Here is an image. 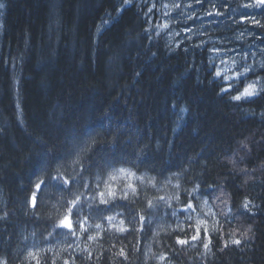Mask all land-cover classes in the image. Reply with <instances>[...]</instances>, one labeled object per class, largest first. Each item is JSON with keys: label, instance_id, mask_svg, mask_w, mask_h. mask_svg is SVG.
<instances>
[{"label": "trees", "instance_id": "16d2710c", "mask_svg": "<svg viewBox=\"0 0 264 264\" xmlns=\"http://www.w3.org/2000/svg\"><path fill=\"white\" fill-rule=\"evenodd\" d=\"M0 3V260L264 264V94L247 102L222 94L227 83L213 79L197 38L171 45L143 1ZM259 11L251 15L264 25ZM246 26L241 39L264 43V27ZM121 168L147 176L134 199L110 211L85 202L88 233L55 227L74 194L91 198L97 181ZM51 177L70 179L71 192ZM196 186L195 210L200 195L214 211L208 249L202 226V242L176 243L194 234L197 222L179 210ZM246 201L253 207L242 214ZM116 212L127 231L94 227Z\"/></svg>", "mask_w": 264, "mask_h": 264}, {"label": "rangeland", "instance_id": "374dc122", "mask_svg": "<svg viewBox=\"0 0 264 264\" xmlns=\"http://www.w3.org/2000/svg\"><path fill=\"white\" fill-rule=\"evenodd\" d=\"M140 1L145 2V11L151 24L155 23L158 29L164 31L171 45L177 46L183 41L197 38L200 52L204 51L212 67L215 65V70H226L230 68L233 60L238 64L246 63L252 66L255 72L264 68L262 67L264 66V43L257 44L255 41H252L254 43H250L248 42V40L250 41L249 36H245V39H241L244 35H248L251 32L250 26H246L249 23L247 19H244L243 23H241L244 14H252L259 10L258 8L243 7V5L249 3L250 0H200L199 3H197V0ZM176 4H179L180 7L176 8L174 6ZM153 5L155 6L153 7ZM165 5H167V7H165ZM189 5H191V7H189ZM149 6L152 12L149 11ZM153 11L159 14L156 17V22ZM262 11L264 12V9H260L259 13ZM106 23H109V20H107ZM165 24L168 25L167 28L163 27ZM173 25H179V27L173 28ZM228 25L229 28L227 27ZM227 32L229 33L227 34ZM238 42L248 43L244 46L245 48H242L240 45H236ZM255 43L257 44L256 47H254ZM217 49L219 51H216ZM242 57H247V59L242 60ZM222 61H226V63H222ZM227 74L232 75L233 73L228 72ZM261 76L264 77V75ZM256 79L257 77L255 80ZM261 80L264 82V78H261ZM226 82L228 83V81ZM247 82L251 81L247 80L246 83ZM256 97L257 96H254L250 98V100ZM135 176L143 177V183L135 179V177L130 179L127 176L118 175L122 182L126 184L129 182L133 185L135 183H140L142 185L148 184L146 183V175L135 174ZM173 182L174 181H172V183ZM153 187L158 188L155 186ZM158 189L160 190V188ZM171 191L175 192L174 190ZM199 208L205 212H191L190 215L193 217L192 220H194V222L199 221L202 227H206L209 223L208 216L212 217L213 215L207 199L199 203ZM162 219L164 220V217L158 220L152 219V221L156 225L159 224ZM203 221H207V223L204 224ZM117 222L121 224L119 219Z\"/></svg>", "mask_w": 264, "mask_h": 264}, {"label": "snow or ice", "instance_id": "6c2138e0", "mask_svg": "<svg viewBox=\"0 0 264 264\" xmlns=\"http://www.w3.org/2000/svg\"><path fill=\"white\" fill-rule=\"evenodd\" d=\"M200 0H197V3H199ZM155 5H153L154 7ZM176 8H179L180 5L176 4L174 5ZM4 7L2 3H0V8ZM167 7V5H165ZM191 7V5H189ZM245 8H258V9H264V0H250L249 3H246L243 5ZM151 11V9H149ZM211 14V13H210ZM218 14V13H217ZM247 19L251 24H254L259 27H264V25L260 24V21L255 19L254 16L251 14L245 13L244 17L241 20V23H243V20ZM163 27L167 28L168 25H164ZM216 51H219L218 49ZM247 57H242V60H246ZM222 63H226V61H222ZM264 67V66H262ZM213 72L210 73L213 76L214 80L218 81H228L227 85L224 87H221L220 92L224 95L230 96V99L232 101H249L250 98L254 96H258L261 94H264V82H262L260 77H257L255 81L247 82L248 80V74L252 73L255 75V71L252 68V66L246 64V63H237L235 60L232 62V66L226 70H215V65H213ZM242 69V71H241ZM228 72H232V75H228ZM240 85H243V89H240ZM235 92V95H232V93ZM118 175L127 176L130 179L135 177V179L140 180L143 183V177H136L135 173L131 172L128 169H114L112 173H109V179L108 181H99L96 184V191L95 195H93L91 198H86L85 200L81 199V195L74 194V198L66 202V212L65 214L59 219V222L55 227L66 229V235H71L73 237L77 236V233L85 234L89 232V229L92 227L88 223L89 217L88 216H82L81 215V209L84 206V203H88L89 207H92V205H103L105 211H110L113 207L117 205V201H125L129 202L130 198L134 199L138 195L137 188L131 183H127L119 188H113L110 181H114L117 179ZM50 179L58 180L60 182V185L62 188H64L66 191L71 192L70 185L72 184V181L70 179H65L62 177H51ZM44 182L41 181V184ZM100 183L104 184V190H100ZM41 184H37L36 187L39 189L41 187ZM199 190V186H196L193 188L191 193H188L186 191V196L189 197L188 201L184 203L183 208L179 210V212L182 213H191L195 211V206L192 203V200L195 199V196L193 193L197 192ZM159 201H165L164 197H158ZM177 201H179V197H175ZM166 202V201H165ZM149 207L155 206L152 201L148 202ZM33 207H35V196H33ZM171 207V205H169ZM251 201H246L242 208L244 210V213H247L251 210ZM99 210V209H98ZM173 216L178 215L177 210L172 211ZM101 219H105L109 222H111L114 217L108 216V217H101ZM193 217L191 215L186 216L187 221H191ZM141 220H143V217H141ZM204 224L207 223V221H203ZM94 227L96 229H101V224H95ZM189 228L192 229L194 234L190 237V239H181L179 236L176 238V243L179 245H188L191 241H201V222H197V225L193 227L191 224H189ZM126 228H121L119 231L124 232L127 231ZM180 232H185L186 230L184 228L179 229ZM203 234L204 239H206L208 242L204 243L203 246L205 249L209 248V244L211 243V236L209 235V230L207 227H203ZM96 237L94 236H88V239L93 240ZM242 243L241 239L231 238V244L239 246ZM225 247H228V241H225ZM122 254V253H121ZM29 256L35 260V264H41L40 257L35 253H29ZM0 264H6V261L0 260ZM53 264H55V261H53ZM64 264H68V261L66 260Z\"/></svg>", "mask_w": 264, "mask_h": 264}]
</instances>
